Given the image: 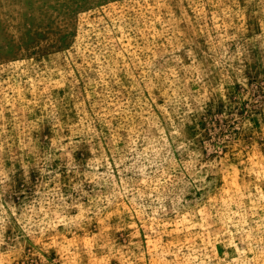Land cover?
<instances>
[{"label":"rangeland","instance_id":"1","mask_svg":"<svg viewBox=\"0 0 264 264\" xmlns=\"http://www.w3.org/2000/svg\"><path fill=\"white\" fill-rule=\"evenodd\" d=\"M0 264H264V0H0Z\"/></svg>","mask_w":264,"mask_h":264}]
</instances>
